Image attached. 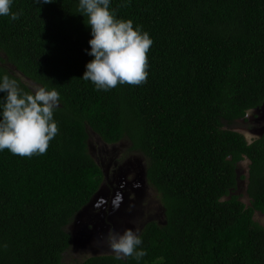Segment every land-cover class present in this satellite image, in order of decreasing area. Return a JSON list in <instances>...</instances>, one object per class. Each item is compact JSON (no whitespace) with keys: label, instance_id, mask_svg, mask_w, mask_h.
Segmentation results:
<instances>
[{"label":"trees","instance_id":"trees-1","mask_svg":"<svg viewBox=\"0 0 264 264\" xmlns=\"http://www.w3.org/2000/svg\"><path fill=\"white\" fill-rule=\"evenodd\" d=\"M78 2L13 0L19 18L0 17V75L60 93L59 132L43 155L0 152V264H137L67 258L74 217L104 180L91 131L141 153L161 196L164 220L138 232L139 264H264L253 219L264 213V138L249 143L241 128L264 107V0H111L153 44L146 82L108 91L81 77L92 57ZM244 158L249 205L235 188Z\"/></svg>","mask_w":264,"mask_h":264},{"label":"clouds","instance_id":"clouds-1","mask_svg":"<svg viewBox=\"0 0 264 264\" xmlns=\"http://www.w3.org/2000/svg\"><path fill=\"white\" fill-rule=\"evenodd\" d=\"M12 3L0 0V17L19 18V13L11 11ZM110 5L111 0H79L77 12L87 17L84 23L90 29V39L84 51L92 57L81 77L104 91L118 84L138 86L146 82L147 54L153 44L150 35L134 27L132 20L118 19ZM0 93L6 94L0 101V152L7 149L21 157L43 155L59 132L54 112L60 106V93L45 87L25 92L7 74L0 75ZM106 241L116 260L132 257L139 264L147 255L141 247L142 237L133 229L110 231Z\"/></svg>","mask_w":264,"mask_h":264},{"label":"rangeland","instance_id":"rangeland-1","mask_svg":"<svg viewBox=\"0 0 264 264\" xmlns=\"http://www.w3.org/2000/svg\"><path fill=\"white\" fill-rule=\"evenodd\" d=\"M90 137V153L96 160V149L102 150V153L97 155L101 156L103 169L110 177L101 189V193L96 195L73 221L70 229L72 245L67 256L69 260H82L95 254H114L106 241L110 231L123 232L130 228L138 233L148 220L160 223L164 220L159 192L147 182L140 181V176L145 179L143 175L145 157L141 153L128 151L127 146L122 143L104 144L93 132ZM246 137L251 139L250 132ZM247 165L248 162L241 163V170L246 174ZM120 168L122 170L118 171ZM114 171L120 174L118 177L124 179L120 184H127L126 186L116 185L113 177H118L113 175ZM244 191L245 188H240L238 193H242L241 200L249 204L248 196ZM253 219L264 226V213L255 212Z\"/></svg>","mask_w":264,"mask_h":264},{"label":"flooded vegetation","instance_id":"flooded-vegetation-1","mask_svg":"<svg viewBox=\"0 0 264 264\" xmlns=\"http://www.w3.org/2000/svg\"><path fill=\"white\" fill-rule=\"evenodd\" d=\"M248 121H249V123H248L249 124V127L246 124H245L246 126L244 125L243 127H241L242 128V131L244 132V135L245 136L249 132H250V135L252 136L251 139H247V137H246V139L248 140V142L249 143H252V142H254L257 139L264 138V107L261 108V109H255V110L250 111L249 114H248ZM113 145H115V144H113ZM101 151H102L101 149L100 150H97L96 149V151H95L96 161L101 166V168H102V170L104 172V180H103V182H102V184L100 186V190H99V192L97 194H100L101 193V189L103 188L104 184L106 183V181L110 177L105 172V170L103 169V164H102V161H101V158H100L101 156L98 157V155H97L99 153L101 154L102 153ZM242 162H248V165H247V174H246L245 171L241 170V163ZM249 163H250V161L248 159L244 158L242 161L238 162V164H237V169H236V173H237L236 179H237V181H236L235 188H236V194L240 195V200H241V196H242V193H240V194L238 193V190L240 188H245L244 194L247 195L246 189L248 188V170H249ZM121 170H122V168H120L118 171H121ZM145 174L146 173H145V168H144V172H143L144 177L146 176ZM113 175H116L117 177L120 176V174H118L117 171H114V174ZM113 179L116 180V185L117 184L119 185L120 184V181L121 180H124L123 177H121V178L120 177H118V178L113 177ZM140 181H145L146 182V178L143 179L142 176H140ZM111 182H112V180L110 182H108V183L110 184ZM126 185L127 184H124L123 183V184H120V187H123V186H126ZM119 189L123 190V188H119ZM248 200H249V204H250L249 197H248ZM103 202H104V200H103ZM243 203H245V202H243ZM249 204H247V205H249Z\"/></svg>","mask_w":264,"mask_h":264},{"label":"water","instance_id":"water-1","mask_svg":"<svg viewBox=\"0 0 264 264\" xmlns=\"http://www.w3.org/2000/svg\"><path fill=\"white\" fill-rule=\"evenodd\" d=\"M99 190H100V189H99ZM99 190H98V192H99ZM98 192H97V193H98ZM97 193L92 197L91 201L93 200V198H95L96 195H98ZM91 201H90V202H91ZM90 202H89V203H90ZM89 203H88V204H89ZM88 204H87V205H88ZM87 205H86V206H85L80 212H78V213L76 214V216L74 217V220H76V218L79 216V214H80L84 209H86ZM73 223H74V222H73ZM72 225H73V224H72ZM72 225H71V226H72ZM70 229H71V228H70ZM71 236H72V233H71Z\"/></svg>","mask_w":264,"mask_h":264}]
</instances>
